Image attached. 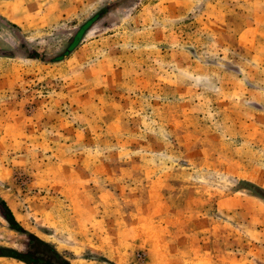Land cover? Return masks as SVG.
<instances>
[{"label":"rangeland","instance_id":"1","mask_svg":"<svg viewBox=\"0 0 264 264\" xmlns=\"http://www.w3.org/2000/svg\"><path fill=\"white\" fill-rule=\"evenodd\" d=\"M116 1L0 0V196L73 264H264V0H121L52 61Z\"/></svg>","mask_w":264,"mask_h":264},{"label":"trees","instance_id":"2","mask_svg":"<svg viewBox=\"0 0 264 264\" xmlns=\"http://www.w3.org/2000/svg\"><path fill=\"white\" fill-rule=\"evenodd\" d=\"M120 2L121 0H118L114 3L106 5L104 8L99 10L92 18H90L80 27V29L75 34L76 36L68 45L66 51L62 55L55 57L52 61H60L64 59L65 56L68 55L72 50L76 49L79 39L91 28V25L94 24L98 18L108 14ZM29 57H32V55L29 54ZM0 215L9 223L11 229L25 233L28 237L24 251L13 247L0 245V257L13 258L26 264H73L66 255L62 254L56 248L54 244L24 229L17 221L16 216L7 201L1 196Z\"/></svg>","mask_w":264,"mask_h":264},{"label":"crops","instance_id":"3","mask_svg":"<svg viewBox=\"0 0 264 264\" xmlns=\"http://www.w3.org/2000/svg\"><path fill=\"white\" fill-rule=\"evenodd\" d=\"M20 12H21V11H19V13H20ZM19 13L16 14V18H12V17H10V16H8V15H6V14H4V15L7 16L9 19H11L13 22H15V23H19V24H20V23L22 22V17L18 15ZM249 29H251V28H249ZM245 33H246V31H244V32L240 35V38H241V40H242V42H241V46L247 45V43L243 41L244 39H246V38L248 37V36H246V37L244 36ZM249 42L251 43V39H250ZM263 59H264V53H263ZM1 77H2V76H0V79H1ZM263 82H264V81H263ZM259 99H260V101H262V102L264 103V93H263L262 95H260Z\"/></svg>","mask_w":264,"mask_h":264}]
</instances>
